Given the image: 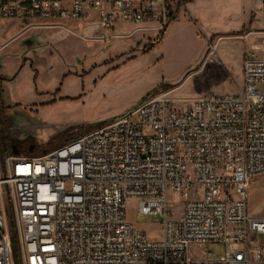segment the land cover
I'll return each mask as SVG.
<instances>
[{"label":"built area","instance_id":"built-area-1","mask_svg":"<svg viewBox=\"0 0 264 264\" xmlns=\"http://www.w3.org/2000/svg\"><path fill=\"white\" fill-rule=\"evenodd\" d=\"M172 12L170 0H0V18L66 33L67 21L95 23L103 41L117 27L163 30ZM209 46L205 64L218 59ZM258 50L244 54L236 93L157 92L46 153L0 146V264H16L15 241L23 264H264V217L249 210L264 178ZM132 199L139 214L163 216L159 239L129 220ZM207 242L225 254L197 256Z\"/></svg>","mask_w":264,"mask_h":264},{"label":"rangeland","instance_id":"rangeland-1","mask_svg":"<svg viewBox=\"0 0 264 264\" xmlns=\"http://www.w3.org/2000/svg\"><path fill=\"white\" fill-rule=\"evenodd\" d=\"M240 4L239 12L247 18L245 22L240 18L242 26L230 33L206 30L196 15L178 2L164 34L162 30L130 25L117 27L114 33L119 36L103 41L97 39L95 26L73 21L69 25L74 33L58 39L56 34L62 30H27L29 24L24 23L22 37L0 53L4 73L0 75V110L9 136L33 142L37 145L33 151L42 154L129 113L157 92L173 91V97L187 99L236 93L243 84L241 60L248 41L232 36L248 34L259 15L264 18V0H247L245 5L242 0ZM16 24H0V35L8 25L10 34L17 31L20 27ZM257 24L262 37L264 23ZM222 36L217 61L202 66L203 46ZM260 54L264 56V49ZM15 152L27 153L22 145ZM252 184L250 213L264 217V178ZM138 205L137 199L129 201V220L151 238L159 239L163 216L139 214ZM9 221L14 235L12 215ZM258 240L264 242V234ZM13 248L15 263L23 264L21 244L15 241ZM206 251L220 257L226 247L224 243L207 242L197 256L203 257ZM189 254L195 253L190 250Z\"/></svg>","mask_w":264,"mask_h":264},{"label":"crops","instance_id":"crops-1","mask_svg":"<svg viewBox=\"0 0 264 264\" xmlns=\"http://www.w3.org/2000/svg\"><path fill=\"white\" fill-rule=\"evenodd\" d=\"M240 1L242 2V0H187V1L186 0H170V4H171V9L173 10L174 9L173 6L176 2L184 3L186 5V9L192 14L196 15V17L200 21V24L206 30H223V31H226V33H230L231 31H234L235 29L240 28L242 26V24L239 21L240 18L243 20V22H245L247 18L245 14L241 15L239 12L240 7H241ZM243 1L245 5L247 3V0H243ZM202 7H203V11L201 9ZM73 21L76 22V20H71V21H67L65 24L72 31L68 33H74V28H72L71 25H69ZM174 21H177V20H173L172 22ZM78 22L80 21H77V23ZM257 22L264 23V18L261 15H259V19L253 23L252 29L250 30L248 34L243 35V36H232L235 39H241V40L244 39L245 41L246 40L248 41L247 42L248 49L246 50V52L243 53L242 60H241L242 66H243V57L245 53L253 49L259 48L258 53L260 54L261 51L264 49V44H263L264 35L262 37L259 36V33H260L259 30L261 28H258V27L256 28V26H258ZM13 23H18L16 25L20 28L17 31L12 32L11 34H10L11 28L9 25L7 27L5 26V28L4 27L2 28L3 29L2 31H5V33L4 35H0V46H2L0 53L5 48H7L9 45H11L13 42H15L16 40H19L22 37V34L24 33L22 30V27L24 25L23 22L18 21V20H13V19L0 18V24H13ZM83 24H87V25L91 24L95 26V30H97L98 28L97 24L95 23H83ZM247 24L250 25L251 23L248 22ZM132 26L136 27L137 25H132ZM141 26L144 27L146 25H141ZM40 29H45V28H40ZM156 31L158 32V30ZM60 33H66V31L62 30V32ZM6 35H10V36L6 38ZM58 35L59 33L56 34V37L58 39L65 36L63 35L62 37H58ZM222 38L223 36L219 37V39L216 41L217 44H219ZM259 39H263V40L262 42L257 43ZM208 46H209V43L208 44L206 43L203 46L201 58L204 57V59L202 62V66L205 64L204 61L208 54ZM241 71H242V68H241ZM0 75H4L1 68H0ZM172 92L173 91H171V95H172ZM252 187H253V184L251 186V189Z\"/></svg>","mask_w":264,"mask_h":264},{"label":"trees","instance_id":"trees-1","mask_svg":"<svg viewBox=\"0 0 264 264\" xmlns=\"http://www.w3.org/2000/svg\"><path fill=\"white\" fill-rule=\"evenodd\" d=\"M166 28L167 27H165L162 30L161 34H164V32L166 31ZM0 97H1V77H0ZM0 105H1V98H0ZM2 114L3 113L0 110V119L2 118V125H0V146H3L5 149L10 148L13 153L20 154V152H15V151H18L19 146L22 145L27 152L25 154H29V155L36 154V151H33L35 148H37L36 144H34L33 142H29V140L21 141L20 139L16 138V136H11V137L9 136L8 134L9 129L6 124V118ZM95 127H92V128L95 129ZM49 150H44L43 152L46 153Z\"/></svg>","mask_w":264,"mask_h":264},{"label":"water","instance_id":"water-1","mask_svg":"<svg viewBox=\"0 0 264 264\" xmlns=\"http://www.w3.org/2000/svg\"><path fill=\"white\" fill-rule=\"evenodd\" d=\"M67 33H59L58 37H62L63 35H66Z\"/></svg>","mask_w":264,"mask_h":264},{"label":"bare ground","instance_id":"bare-ground-1","mask_svg":"<svg viewBox=\"0 0 264 264\" xmlns=\"http://www.w3.org/2000/svg\"><path fill=\"white\" fill-rule=\"evenodd\" d=\"M217 46H218V44H217ZM168 93H171V91H169Z\"/></svg>","mask_w":264,"mask_h":264}]
</instances>
